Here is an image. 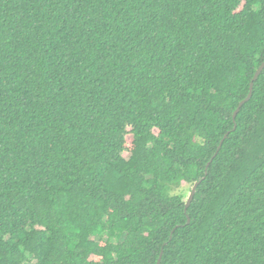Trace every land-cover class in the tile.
I'll return each mask as SVG.
<instances>
[{
	"label": "trees",
	"instance_id": "trees-1",
	"mask_svg": "<svg viewBox=\"0 0 264 264\" xmlns=\"http://www.w3.org/2000/svg\"><path fill=\"white\" fill-rule=\"evenodd\" d=\"M263 61L264 0H0V264H264Z\"/></svg>",
	"mask_w": 264,
	"mask_h": 264
},
{
	"label": "water",
	"instance_id": "water-1",
	"mask_svg": "<svg viewBox=\"0 0 264 264\" xmlns=\"http://www.w3.org/2000/svg\"><path fill=\"white\" fill-rule=\"evenodd\" d=\"M264 69V61L260 64V66L256 69L250 83H249V91H248V94L247 96L242 99L239 103H238V106L236 107V109L234 110L233 112V119H235L237 113L239 112L241 106L246 102L248 101L251 96H252V90H253V85H254V82L257 80L258 76L260 75V73L262 72V70ZM236 127V124L234 125V128ZM226 137V135L224 136V138ZM223 138V139H224ZM222 141L220 142V145L218 146V149L217 151L220 149L221 147V144H222ZM200 181L198 182H195L194 185L192 186L188 196H187V199H186V202H185V210L189 207L191 201L193 200V197H194V194H195V191H196V188H197V185ZM188 221H189V218H188ZM161 256H162V251H161V254L158 258V261H157V264H160V261H161Z\"/></svg>",
	"mask_w": 264,
	"mask_h": 264
},
{
	"label": "rangeland",
	"instance_id": "rangeland-1",
	"mask_svg": "<svg viewBox=\"0 0 264 264\" xmlns=\"http://www.w3.org/2000/svg\"><path fill=\"white\" fill-rule=\"evenodd\" d=\"M131 139H132V136L130 134H128V136H127L128 143H130ZM129 155H130L129 151H125L123 153V156L125 158H128ZM191 188H192V185L183 182L181 184V186L178 189H176L175 191H179V192L181 191L185 195V200H186Z\"/></svg>",
	"mask_w": 264,
	"mask_h": 264
}]
</instances>
